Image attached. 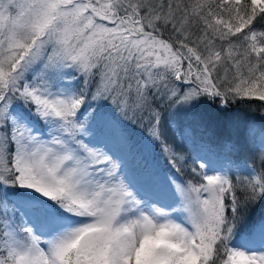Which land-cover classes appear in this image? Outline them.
I'll return each instance as SVG.
<instances>
[{
	"label": "snow or ice",
	"instance_id": "6c2138e0",
	"mask_svg": "<svg viewBox=\"0 0 264 264\" xmlns=\"http://www.w3.org/2000/svg\"><path fill=\"white\" fill-rule=\"evenodd\" d=\"M253 100L264 0H0V264H264Z\"/></svg>",
	"mask_w": 264,
	"mask_h": 264
},
{
	"label": "trees",
	"instance_id": "16d2710c",
	"mask_svg": "<svg viewBox=\"0 0 264 264\" xmlns=\"http://www.w3.org/2000/svg\"><path fill=\"white\" fill-rule=\"evenodd\" d=\"M104 103V102H100ZM239 106L243 111L247 113L251 117V119H254L257 123L261 122L260 112L261 110H264V102H260L258 100L253 101H241ZM95 107V105H94ZM131 130L133 131V134L137 136V138L143 139V137L146 135V133L141 132L138 128H132V126H129ZM177 135V132H176ZM175 135V139L177 144L180 143V139H177ZM169 138H172V133H169ZM183 150L185 153H189L192 151V149H189L186 145H184ZM151 158L158 164V166L163 169L164 171L170 172L169 165L165 162L164 156L160 153L159 147H156L151 150ZM248 163L251 165L253 164V161L251 159L248 160ZM181 179H187L190 178L188 176L181 175ZM256 213H254V216Z\"/></svg>",
	"mask_w": 264,
	"mask_h": 264
},
{
	"label": "rangeland",
	"instance_id": "374dc122",
	"mask_svg": "<svg viewBox=\"0 0 264 264\" xmlns=\"http://www.w3.org/2000/svg\"><path fill=\"white\" fill-rule=\"evenodd\" d=\"M249 116V115H248ZM250 117V116H249ZM251 118V117H250ZM176 138L177 139H180V136H179V132L177 131V135H176ZM189 149H193V146L191 144H185Z\"/></svg>",
	"mask_w": 264,
	"mask_h": 264
}]
</instances>
